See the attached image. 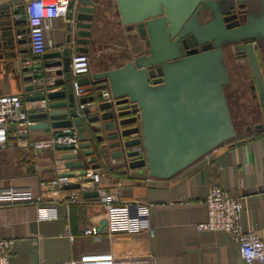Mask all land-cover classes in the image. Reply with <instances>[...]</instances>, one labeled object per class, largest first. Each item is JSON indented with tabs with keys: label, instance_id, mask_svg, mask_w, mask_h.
<instances>
[{
	"label": "crops",
	"instance_id": "crops-1",
	"mask_svg": "<svg viewBox=\"0 0 264 264\" xmlns=\"http://www.w3.org/2000/svg\"><path fill=\"white\" fill-rule=\"evenodd\" d=\"M94 1L97 15L89 46L88 76L130 63L136 56L135 46L139 45L136 31L120 24L116 0ZM25 6L26 0H0V97H21L33 116L49 109L38 111L37 107L43 102L29 101L36 94L31 87L40 83L29 80V68L33 64L30 66L27 62L36 57L31 50L29 27L24 18ZM69 22L68 18L52 22L47 38L54 47L46 54L60 52L69 46ZM19 35L22 39H18ZM76 40L75 37L71 45L72 55L78 48ZM113 51L117 57L121 56L120 62L103 67L100 57ZM240 61L248 63L246 59ZM260 63L264 74V55H260ZM242 67L240 64L233 70L235 76L229 71L230 85H234V89L247 80ZM251 83L252 77L247 83L249 88ZM91 87L94 95V86ZM59 91L62 87H54L49 93ZM232 98L235 100L233 95ZM242 102L241 99L236 101L235 110L229 104L232 119L235 120V115L243 126L249 127L248 117L240 106ZM91 110L97 114L95 106ZM256 117L259 118L252 124H263V114L252 118ZM58 132L30 130L29 140H49ZM64 154L56 148L35 152L11 139L8 147L0 150V193L13 187L30 190L33 198L45 194L41 183L57 178V161ZM60 168L68 172L65 162ZM119 169L120 173L126 171L121 161L111 160L96 169L102 176V188L108 194L118 193L121 202L128 204V212L108 223L103 231L100 228L107 221L106 210L96 199L76 204L57 203L58 219L41 222L36 206L28 201L17 205L0 204V238L13 241L10 264L69 261L73 264H246L240 257L239 246L228 233L196 230L197 224L207 220L204 201L213 186L238 196L244 206L243 227L260 232L264 237V138H243L226 143L170 180L151 178L146 170L143 173L128 171L126 176L111 172ZM46 197L55 198L54 190L47 192ZM150 228L154 229L153 237Z\"/></svg>",
	"mask_w": 264,
	"mask_h": 264
},
{
	"label": "water",
	"instance_id": "water-1",
	"mask_svg": "<svg viewBox=\"0 0 264 264\" xmlns=\"http://www.w3.org/2000/svg\"><path fill=\"white\" fill-rule=\"evenodd\" d=\"M116 5L120 24L136 31L139 45L130 63L80 79L95 91L80 100L88 105L83 113L89 126L79 118L73 94L71 45L76 37L75 52L89 54L97 15L94 0L71 1L69 46L40 57L29 68V80L43 81L31 87L36 94L29 101L46 102L49 109L30 116V130L60 131L56 139L71 137L72 132L64 131L72 128L80 134L78 154L72 153L73 146L56 147L65 153L61 160L68 172L62 177H84L111 160L121 161L127 171L146 170L151 178L170 180L233 141L237 132L225 94L231 80L224 50L230 47L249 64L250 90L264 117V0H116ZM206 14L213 20L203 25ZM54 87L62 91L49 93ZM263 129L264 123L255 127ZM252 130L248 127L247 133ZM139 147L143 152L135 151ZM79 189L80 184L64 187ZM83 196L98 199L99 193ZM106 226L103 222L100 231Z\"/></svg>",
	"mask_w": 264,
	"mask_h": 264
},
{
	"label": "built area",
	"instance_id": "built-area-1",
	"mask_svg": "<svg viewBox=\"0 0 264 264\" xmlns=\"http://www.w3.org/2000/svg\"><path fill=\"white\" fill-rule=\"evenodd\" d=\"M72 0H26L24 18L29 27V40L31 50L36 57L27 64H37L39 60L49 49H53L52 41L48 40L47 34L52 29V22L56 19H67L70 12L69 6ZM74 22V21H72ZM18 39H22L19 35ZM41 73V71H37ZM90 74V58L88 54L74 53L71 57V76L73 94L77 102L79 118L86 126L87 115L83 113L88 105L80 104V100L93 96L91 84L82 85L80 79L88 77ZM42 83V80L36 81ZM104 98L110 102V96L104 94ZM47 103L43 102L38 111H45ZM31 110L25 106L23 99L19 96L0 97V150H5L14 139L19 146H27L35 152L44 149H54L57 146H73L72 153L80 152V134L76 128L65 130L72 132L73 135L61 138H51L45 141L29 140L30 126L33 122L30 120ZM135 151L143 152L142 148ZM207 157V156H206ZM63 161H57V178L41 183L45 194L35 198L32 197L30 190H20L13 187L0 193V204L17 205L21 201H28L36 206L38 221L57 220V203H83L86 201L83 194L88 191H97L99 198L96 201L101 202L106 210V222L112 223L122 215L128 212V204L121 202L118 193L108 194L101 186V174L96 170H88L86 176L68 178L62 177L65 172L62 171ZM70 184H80L81 189L65 191L64 187ZM54 190L55 198L46 197L47 192ZM207 208V220L196 225V230L203 232H225L228 233L235 243L239 246L240 257L246 264H264V237L260 232L246 230L242 225L244 206L238 196L231 191L213 186L209 189L207 198L204 201ZM111 225V224H110ZM151 236H154V229H149ZM73 241L74 238L70 237ZM12 240L0 238V264H10ZM41 264H73V261L62 263H41Z\"/></svg>",
	"mask_w": 264,
	"mask_h": 264
},
{
	"label": "rangeland",
	"instance_id": "rangeland-1",
	"mask_svg": "<svg viewBox=\"0 0 264 264\" xmlns=\"http://www.w3.org/2000/svg\"><path fill=\"white\" fill-rule=\"evenodd\" d=\"M205 20L206 19H203V21H205ZM122 38H124V37H122ZM118 43H122V42L118 41ZM234 50L235 49H233L232 47L224 50V52L226 54L225 55L226 64H227V67L229 68L230 72H232L233 70L235 71V69H237V67H239V65L237 63H235V61H234V57H235V51ZM260 50L263 52L262 55H264V50L261 48H260ZM120 59H121V56L117 57L113 51V52L108 53V55L106 57L101 56L100 57V61H101L100 64L103 67H112L113 65L120 62ZM243 62L244 61H239V64H243V67L241 69H244L245 72L242 71V74L245 78H247V80L245 82L241 81V87L238 88V89H240V94H238V89H234V88H236L234 85H229L225 89V94H226V98L228 101V105L230 104L231 108H233L234 110L236 107V101L238 99H241V101H243L242 105H240V106L244 110V112L246 114V118L248 117L247 120L250 122L248 124L251 125L255 121L254 119L257 120L259 118V117H256V118H252V117L259 116V114L261 115L262 112L260 109L259 101L256 99H253L250 88L248 87V84H247L252 77L251 72H250V68H249V64L243 63ZM234 71L231 73V76H235ZM232 95L234 96L235 100H232L233 99ZM230 113H231V111H230ZM231 117H232V115H231ZM234 117H235V120L233 121V124H234V128L237 132V136L233 141H230L229 143L238 142L239 140H242L243 138L250 139L251 137L258 136L260 133H262L260 131L255 130L256 126L254 124H252L251 126L249 125V127H252L253 130L250 133H247L248 126H246V127H245V125L243 126L242 123L240 121H238V119L236 118L235 115H234Z\"/></svg>",
	"mask_w": 264,
	"mask_h": 264
},
{
	"label": "flooded vegetation",
	"instance_id": "flooded-vegetation-1",
	"mask_svg": "<svg viewBox=\"0 0 264 264\" xmlns=\"http://www.w3.org/2000/svg\"><path fill=\"white\" fill-rule=\"evenodd\" d=\"M243 17H245V16L243 15ZM212 20H213L212 17H210L209 14H206V20H205V21H202V24H203V25L208 24V23H210ZM197 49H198L199 51H201L202 47H197ZM241 59H242V58H239V57H238V52L235 50L234 61H235V63H237L239 66H240L239 61H240ZM251 85H252V84H251ZM260 125H262V124H260ZM256 131H260V132H261V130H256ZM262 131H264V129H263Z\"/></svg>",
	"mask_w": 264,
	"mask_h": 264
},
{
	"label": "trees",
	"instance_id": "trees-1",
	"mask_svg": "<svg viewBox=\"0 0 264 264\" xmlns=\"http://www.w3.org/2000/svg\"><path fill=\"white\" fill-rule=\"evenodd\" d=\"M95 95V94H94ZM93 95V96H94ZM92 135V134H91ZM254 138H256V139H259V138H264V133L262 132V133H260L258 136H255ZM111 172L113 173V174H115V175H117V174H120V175H123V176H126V175H128V171L126 170V171H123L122 173H120L121 171H120V169L117 171V170H111ZM92 200H86L85 202H91ZM84 203V202H83Z\"/></svg>",
	"mask_w": 264,
	"mask_h": 264
}]
</instances>
